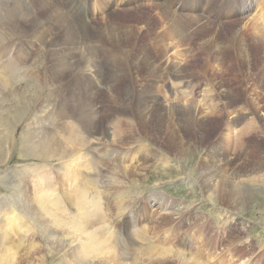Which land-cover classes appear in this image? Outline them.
<instances>
[{"label": "bare ground", "instance_id": "1", "mask_svg": "<svg viewBox=\"0 0 264 264\" xmlns=\"http://www.w3.org/2000/svg\"><path fill=\"white\" fill-rule=\"evenodd\" d=\"M34 1L37 5L38 11H41L45 15L49 13L50 10H52L51 8L53 6L55 8L54 12L51 11L52 15H56L58 13L56 19L52 15L47 17L44 16L43 18H46L49 21L48 26L44 25V28L41 29L36 35H40L39 37L44 36L43 34H46V31L50 29L49 27H58L60 25L65 26V29L62 28L64 31L57 39V43L53 42L55 43L54 48H52L53 46L51 47V51H53L52 55L54 63L50 69V79H56V82H53L52 85L54 86L56 83L58 84L59 81H62L65 69H60V67H63L68 56L70 58L72 56V59L77 56H79V58L81 57L80 62L83 64V68L81 69L82 71H79V75L76 78L78 82L73 84V86L70 88L67 87L68 90L66 92L60 95H58V92L54 96L51 95L52 97L49 96V100H47L48 108L51 107L52 101L54 100L56 101L55 105L52 106L51 110L47 112L40 122H37V125H39L37 129L34 128L36 124L32 121L30 126H28L30 130H28V133L23 136L22 146L29 152L30 155L41 158L45 161L51 160L57 156H59L60 159L67 158V160H65V162L63 161L62 164L59 165L57 171L58 175H56L55 172V183L52 181L53 178H50L52 176H48L47 172H44V167H36V169L32 167V169H34V171H32L34 174L29 175L31 177L34 176V178H36L38 181L35 183V185H29L27 187L28 195L27 199H24V201L18 200L19 197L15 196V199L17 200L15 205H18L16 207L21 211L20 215H15L13 217L15 220L14 222L12 221V218H10V215H7L4 223H0V243L1 248H4L1 264H10L9 254H13L17 251V249H20L23 239L19 243H16L14 241V237L15 235L21 234V231L28 225L29 221L26 219L36 218L38 216L43 218L44 223L54 221L59 226H68V234L70 238L72 236L73 240H75H72V250L68 252L67 257H64L57 264H90V260L96 258L101 259V264H135L153 255L156 246L149 245L148 241L144 238L146 237V226L149 224L147 219L150 218L148 216H144V204L141 202L138 207H134V209H138V216L135 221L136 225L134 224V226L137 227L136 230H138L139 235H132V232L128 230L129 227L126 225L124 231L126 240L121 243H117V238L114 235H116L117 232L121 233L122 228L120 227V230H116L118 228L116 224L119 222L115 214H125V208L120 202L122 200L119 198V193H115L114 196V201L117 204H115L113 208L115 210L116 207L115 212L117 213L114 214L111 210V213L117 219L113 218L112 216V220H109L104 215L105 213L109 215V212L107 210L108 208H106L104 200L102 203L103 194L98 189L97 173H94V180L96 178L95 183L92 185L89 184L87 186L85 182V178L89 175L88 172H90V170L93 168L96 159L98 161V158L100 159L101 156L105 155L103 158L105 161L106 157L111 153L114 154L117 149L115 146H113V142L111 143V146H113L112 152L102 151V153L99 154V147L95 149L94 146V144H96L97 146L100 145V148L102 149L105 148V144L103 142H106L109 137L108 131L105 132V130H108V127H105L104 125V132L99 135H104V140L100 139L99 137L95 138V134L97 133V129L101 124V121L102 125L105 121L110 122V116L113 117L115 114H122L123 117H118L114 123V126L112 125L113 120H111L112 122L110 123L113 126V130L116 128L114 134L118 133V136L119 133L121 134L122 128H124L125 131H128L127 133L124 131V134H127L128 137L131 134L130 136L132 139L135 138L138 141L150 142L153 145L158 146L161 150H164V152H167V154H175L176 156L178 155L179 158L181 156H185L192 147L191 143L193 141L196 142L201 151H204V154L198 161L201 183L208 188V194L214 200H225L224 202L227 204L229 201H232L237 205L244 206L246 203L252 204L255 197L264 193L262 190H257L260 189L259 183H257L258 180L264 184V145L260 141H255V138L253 139L251 137V133L247 130L253 126L256 127L254 119H252L253 125H250V127L249 124L248 126L235 127L234 125H238L244 117V114L237 112L236 117L232 121L230 120V124H228V126L223 130V127L221 128L220 124L224 125V122L221 123L214 121V118L212 120V117L208 115L211 114L208 113V109H204L201 106L198 107V103L194 104V102L192 103L191 101L192 98L195 97L196 92L194 93L193 90L190 89L191 81L189 79L190 75L188 74L192 73L186 71L188 65L186 64V59L188 56L187 48H185V50H181L182 48L179 49L176 47L177 49L174 51V57L177 59V61L178 58L180 60L182 59L184 63L183 65H178L180 62L177 64L176 61L175 63L165 59L167 52L174 50V48L168 42H166L168 39H175L174 41H176V44L178 47H180L182 44L189 41V39H191L199 29L201 30L202 27L208 28V26L212 24L211 29L215 30V33L218 36H223L225 42L227 41V45H225V47L223 46L219 52L217 50H215V52L213 51L214 53H212L211 58L213 54H215L216 60L210 62L209 68H214V70L217 72V62L225 59L223 57V55L226 53L224 50L229 52L233 48L234 50L238 51L241 58L238 61V65L244 66L247 72L248 80L253 81L254 86H256L258 89H254L257 92L255 93L257 96L255 97L256 99L253 98L254 96H251L253 94L251 93L252 90L249 92V95L252 98V103L258 105L259 102L257 101L259 100V97L262 96V92H264V66L262 63H260L261 69L258 74L254 73V68L255 64L258 65L257 55H259L261 52L259 51L260 46L257 45L256 39H264V2L258 1L257 6H253V9H260V14L251 15V17H249L246 22L242 24V21L240 22L236 19L238 17L237 15L241 13V9L234 6L233 3L234 1L238 2V0H230L231 4L229 3L224 7L222 6V3L220 4V1L222 0H209L206 2L207 5H204V7L202 6L205 0H194V2L193 0H160V2L158 1L157 3L159 10L155 12V14L154 12H142L139 14L137 12V18L134 21L135 25H130L125 23V18L128 17L125 13H135L136 11L140 10L139 7H146V5L142 2L143 0H127L126 8L122 13H120V11L112 5V0H99L101 7L105 8L107 12L106 16L104 14L105 17L102 18V20L104 19L105 21H103L104 23L102 24L97 23L96 21H98V19H94L92 17L93 15L88 17V8L84 3L82 5V9L84 16L88 17L86 18L87 20L75 16V14H73L74 12L71 13L68 11L59 0H54L58 4H55L53 0ZM78 1L79 0H76L77 3ZM166 2L174 5L181 3L178 5L180 6L179 11H177L173 6V9H171L169 5H166ZM192 4H195V6ZM251 5L252 3L248 4L246 8L248 9L247 12L251 10ZM208 13L212 16L210 17L211 19L207 17V15H209ZM10 16L11 14L6 17V19H9ZM26 17L25 14H21L16 17V19L12 17V20H6L4 24V30L2 31L4 36L3 38H0V42L3 41L6 36L11 40V42L9 43L10 45L8 44L9 46L5 45L4 42L0 47V89H8L14 85L16 86L17 83H19L17 80H15L18 77L17 65L21 62V60L24 59V56L26 55L24 50L21 49L25 47V43L19 46L21 48H16L11 44L14 43L15 38H21V33L25 32L26 25L29 22L27 20L28 18ZM29 17L31 18V16ZM225 23L229 25L228 28H226L227 26ZM27 27L30 29L29 25ZM94 29L96 31H93ZM92 32H94L93 39H96L97 48H102L101 40L109 43H106L109 45L104 48L106 50L111 48V41L115 45L117 44L124 49H129L132 46L133 48L136 47V52L133 54L134 63L132 64L134 65V69L132 71H127L129 72L128 77L136 82V88L132 90V96H136V98L128 97L126 103H123L124 101L122 99L120 101L114 99L112 103L111 99L109 106L106 107L107 112L102 111L103 108H101L99 111H93V109L89 107L91 104L90 102H92V97L90 99L89 93V81L94 75L96 76L95 72L98 71L96 69L94 70L93 68L94 66L96 67L95 63H97L96 59L98 58L91 49L92 46L90 40L92 38ZM34 33L35 32H33V34ZM23 34H26V32ZM95 35L96 37L94 38ZM26 36H29V34ZM26 36L23 38L24 40ZM202 36H204V34ZM108 37L111 41L108 39ZM32 40L25 42L27 44H32ZM76 41H78L79 44H77ZM12 50H15V55L10 58ZM64 50H66V52ZM120 51L122 52V50ZM218 54H221V59L218 58ZM2 59L4 60L3 62H1ZM122 65L120 64V67ZM202 65L203 64H201V66ZM231 69L232 67L230 66L225 71L227 72ZM28 70L30 71V69ZM119 70L117 71L119 72ZM204 72L202 71L201 73ZM20 73L23 72L21 71ZM125 74L126 73H124V75ZM19 75L21 76V74ZM196 75L198 77L201 76L200 74ZM208 76H210V73ZM216 76L219 78V76L216 74H213V78H208L206 88H204L202 92L205 94V97L211 98L223 95L228 97L227 100H229L230 97L236 98L248 95V91H246L244 87L241 88L242 85H237L238 87L233 85V78L222 81ZM237 76L238 75H235L234 78ZM95 79L97 78L95 77ZM94 80L91 82H94ZM111 84H113V82ZM52 90H54V88ZM74 95L75 100L72 99V96ZM115 96L114 98H116ZM229 104L232 106V100L229 102ZM251 110V114H255L259 111L258 107L256 110H254L255 112L253 109ZM44 111L45 108L43 112ZM76 113L77 116H75ZM259 115H261L259 117L261 120V127H263L262 129L264 130V113L261 112ZM56 118L59 119L58 125L54 126L53 122L56 120ZM72 120L79 124L76 125L75 123H72ZM59 130L67 132V135L59 136ZM258 132L259 131L257 129L253 135H259ZM235 138L240 140V144L237 149L241 150L237 151L236 154L232 153L231 150ZM211 140H214L213 143L210 142ZM108 141L107 144L109 145L110 149V144ZM78 143L87 145V154H80L79 152L74 151L73 145ZM117 153L119 156H121L123 152L119 150ZM139 153L141 154L140 151L136 152L135 157H137ZM229 153L234 155V161H232L231 157H229ZM156 154L158 155V153L153 155ZM150 155L147 154L145 158ZM123 156L126 157V154ZM145 158H142V162L145 161ZM161 159H163L166 163L170 160L168 157L164 156L162 158L159 157V160ZM112 163H114V165H122L125 167V169L128 167L126 158L121 160L117 159V162L112 160ZM98 173L99 176H102L99 167ZM126 173L129 174L127 170ZM65 179H68V181L64 182ZM216 179H218V185L215 186L212 182H214ZM88 187H92V192H95L94 198L91 200L85 199L84 201V198H79V196L80 193H82L83 196L88 197ZM36 190L39 192V194L36 193ZM55 190H59V192L61 191L59 194L57 193L58 195L56 197L46 196L47 192L48 194H54ZM104 197L107 196L104 195ZM107 200L110 201L108 198ZM8 203L11 206H14L11 201H8ZM166 203L168 204V200ZM73 204L77 206L76 213H71L70 211V208ZM108 204H110V202ZM228 205H230V203ZM167 209L168 207H166V209L160 210L158 212V219H156V217H152L153 219L151 221L156 222V220H159V224L162 221L164 223L171 224L175 221L174 219L177 218L178 223H176L175 226H171V229L169 226V228H167L166 225L167 229L163 230V233H161L159 239L162 237H164V240L175 239L182 246V243H186L188 240V235L186 234L185 228H187L192 221H195L197 216L194 214H184L183 212V214H179L177 217H175L172 215L174 213L168 212ZM18 219L24 220V223H19ZM17 220V223H19L18 226L15 224ZM105 220L108 227H110L108 222L113 225L115 220L116 223H114V226L116 229L112 230L111 232H105L103 228ZM102 222L103 225H101ZM118 225L120 226L121 224L119 223ZM154 226L156 227V225ZM9 227L12 228L11 233L7 232ZM159 227L161 228V224ZM203 229L204 227L202 225H198V229L193 231L191 234L193 239H195L194 241L196 244L199 243L196 238L199 239L197 236L203 235ZM179 234H181V237ZM165 235H169L170 238H165ZM229 235V232H226L224 237L226 238ZM3 238L7 239L6 244H3V241H1ZM149 241L151 240L149 239ZM146 244L147 248L145 249L144 247ZM119 249L123 251L124 259L118 253ZM171 251L172 247L170 245L167 247H162L160 254H157L155 256V260H151V263H154L158 258L164 259L168 256L170 257ZM196 253L199 255L194 256L192 253L194 256L192 257L186 246L176 251V255L182 259H185V257L189 255L191 258V264L208 263V260L207 263L201 262V258L205 254V252L202 251V248ZM235 255L236 254L232 250L226 252L221 257V259H219L220 264H232V260H235L236 258Z\"/></svg>", "mask_w": 264, "mask_h": 264}, {"label": "rangeland", "instance_id": "2", "mask_svg": "<svg viewBox=\"0 0 264 264\" xmlns=\"http://www.w3.org/2000/svg\"><path fill=\"white\" fill-rule=\"evenodd\" d=\"M59 1L65 6V8L68 11H70L71 13L74 12L73 14H75V16L77 17L86 19L89 16L91 17L93 15L92 17L94 19L96 18L98 19V21H96L97 23L102 24L105 22L104 19L102 20V18L106 16L107 12L105 8L101 7L99 0H79L78 3L76 2V0H59ZM158 1L160 2V0H143L142 2L146 5V7L145 6L143 8L139 7L141 11L138 10L135 13L132 12L129 14L128 12H126L125 14H127L126 16H128L127 17L128 19L125 18L126 19L125 23L130 25L131 24L135 25L134 21L137 18V12L138 14L142 12L143 13L154 12L155 14V12L159 10L157 6ZM207 1L209 0H205L202 7H204V5H207L206 4ZM258 1L264 2V0H245V1L238 0V2L234 1L233 2L234 6L241 9L240 10L241 13L237 15L238 16L236 18L237 21L238 20L240 22L242 21L243 24L246 22V20L249 17H251V15H259L261 12L260 9H253L254 5L257 6ZM111 2L112 5L120 11V13H122L123 10L126 8L127 0H112ZM83 3L88 8V14H89L88 17L84 16L82 9ZM168 3L169 2H166V5L167 6L169 5L171 9H173L174 7L177 11H179L180 6L178 5L181 3H177L178 5H174L170 3L168 4ZM221 3L223 7L225 5L227 6L229 3L231 4L230 0L227 1L222 0L220 1V4ZM249 3L250 4L252 3L251 10L247 12L248 9L246 8ZM55 4L58 3L55 2ZM192 5L195 6V4ZM54 8L55 7L53 6L51 8L52 10H50L49 13L45 15L41 11H38L37 5L35 4L34 0H0V38L1 37L3 38L4 36L2 31L4 30V24L6 20L7 21L12 20L11 19L12 17L16 19V17H18L19 15L25 14V17L27 15L26 18H28L27 20L29 21L25 28L26 34H23L25 32H22L21 34L23 37L20 35L21 38H15L14 43L11 44L16 48H21L19 46L25 43V47L21 49L24 50V53H26V55L24 56V59L21 60V62L18 63L17 65V68L19 70L17 69L18 77L15 80H17V82L19 83H17L16 86L14 85L8 89H0V223L1 224L4 223V220L7 215H10V218H12L13 222L15 221L13 217L15 215L17 216L20 215L21 211L19 210V208L16 207L18 205H15L17 201L15 199V196L19 197L18 200L24 201V199H27V195H28L27 187L29 185H35V183L38 181L36 178H34V176L31 177L29 175V174H34L32 172L34 171L32 167H34L35 169L36 167L39 168L44 167L45 168L44 172H47L48 176L51 175L52 177L50 178L51 179L53 178L52 181L55 183L56 178L54 177L58 175L57 171L59 165H61L63 161L65 162V160H67V158L60 159V157L57 156L51 160L45 161L41 158H37L30 155L29 152L22 146L23 136L28 133V130H30V128H28V126H30V123L33 121L36 124L34 128L37 129L39 127V125H37V122H40L43 119V117L47 114V112L51 110L52 106L55 105L56 101L54 100L52 101L51 107L48 108L47 100H49V96L52 97L58 92H59L58 95L66 92L68 90L67 87L70 88L73 86V84L78 82L76 78L79 75L78 74L79 71H82L81 69L83 68V64H81L80 62L81 57L79 58V56H77L72 59V56L71 58L68 56L67 60H65V64L63 65V67H60V69H65L62 81H59L58 84L56 83V85L54 86L52 85L53 82H56V79L55 78L50 79V69L52 64L54 63L53 55H52L53 51H51V47L53 46L52 48H54V44L57 43L58 41L57 39L62 35L61 33H63L65 26L60 25L58 26L59 28L57 26L49 27L50 29H48V31H46V34L44 33L43 34L44 36L41 37H39L40 35H36V34L41 29L44 28L43 27L44 25L48 26L49 21L43 17L51 16L52 12H54ZM10 14H11L10 18L6 19V17H8ZM57 14L56 15L54 14L52 16L55 17L56 19ZM29 16H31V18ZM207 17L211 19L210 17L212 16L209 14L207 15ZM35 19L37 20L38 23L36 22ZM28 25L30 26V29L29 27H27ZM225 25L227 26L226 28H228L229 25L226 23ZM211 27L212 24L208 26L209 29L207 27L206 28L202 27L201 28L202 31L199 29L196 32V34H194L193 37L189 39V41H187L188 43L185 42L184 44H182L183 46L181 45L180 47H178L176 41H174L175 39L173 38L168 39L166 42H168L174 48V50L168 51L165 59L166 60L168 59L170 62L176 61L177 64L180 62L178 65L180 64L183 65L184 63L182 59L180 60L178 58L177 61V59L174 57V51L177 48L179 49L182 48L181 50H185V48H187L188 56L186 59V64L188 65L186 71L192 73V74H188L190 75L189 79L191 81L190 89H192L194 93L196 92L195 97L192 98V100L189 98L192 101V103L193 102L194 104L198 103V107L201 106L204 109L205 108L208 109V113H211L208 115L212 117V120L214 118L215 119L214 121H218L221 123L224 122V125L220 124L221 128L223 127V130L228 126V124H230L229 122H231L236 117L237 112L244 114V117L238 125H234L235 127L248 126V124L250 127V125H253L252 119H254L256 123V127L253 126L247 130L251 133V137L253 139L255 138V141H260L264 145V135H263L264 130L262 129L263 127H261V120L259 117L261 116L259 115L261 112L264 113V92H262V96L259 97V100L257 101L259 102L258 105L252 103L251 96H254L253 98L257 97L255 94L257 92L255 90L258 89L256 86H254L253 81L248 80L247 72L244 66L238 65V61L241 58L239 56V52L234 50L233 48L229 52H227V50H224L226 52L223 55L225 59H222L217 62L218 64V66H216L217 72L214 70V68H209L210 62L216 60L215 54H213L211 58L212 53H214L215 50L219 52V50L223 48V46L225 47V45H227L226 44L227 41L225 42L224 37L218 36L215 33L216 31L211 29ZM93 31L96 30L94 29ZM33 32H35L34 33L35 35L33 34ZM27 33L29 34V36H26L28 35ZM93 33L94 32L91 33L92 38L90 40L92 46L91 49L99 60L96 59L97 60V63H95L96 67L95 66L93 67L94 70L95 69L98 70L95 72L96 76L94 75L92 78H90L89 81L90 99L92 97V102H90L91 104L89 105V107L93 109V111L94 110L99 111L101 108H103L102 111L107 112L106 107L109 106L111 99H112V103L114 99H116L117 101H120L122 99L124 101L123 103H126L128 97L136 98V96H132V90L136 88V82L128 77L129 72H127L129 70L132 71L134 69V65L132 64L134 63L133 54H135L136 52V47L134 48L133 46L130 47L134 51H132L130 48L124 49L123 47L112 43V41L108 37V39L111 41L110 43L112 49L109 48L107 49L108 51L104 49L106 48V46H109L108 45L109 43L105 42L104 40H101L102 48L100 47L97 48L96 39H93ZM206 33H210V34H206ZM203 34L204 36H202ZM215 35L218 37H216ZM25 36L26 38L24 40L23 38ZM95 37L96 35L94 36V38ZM214 37H216L218 40ZM31 40L33 41L32 44H27L25 42ZM256 41H257V45L260 46L259 51H261L259 55H257L258 65L255 64V68H254L255 69L254 73L258 74L261 69L260 63H262V65L264 66V54H263L264 39H260V40L256 39ZM4 42L5 45L9 46L11 40L6 36L4 40L0 42L1 43L0 47ZM76 43L79 44L78 41H76ZM116 47L117 49L118 48L119 49L117 50ZM15 50L11 51L10 58L15 55ZM120 50H122V52ZM64 51L66 52V50ZM119 51L120 53L118 54ZM128 52L130 53L132 52V53L130 54ZM115 54H116V58H115ZM220 55L221 54H218L219 56L218 58H220ZM3 61L4 60L2 59L1 62ZM119 63L121 65L123 64L122 65L123 67L122 66L120 67ZM201 64L203 65L201 66ZM230 66L232 67L231 69L232 71L230 70L226 72L225 70ZM21 69L23 70L26 69V70H24L25 71L24 72ZM28 69H30V71ZM117 70H119V72ZM21 71L23 73H20ZM202 71L205 72L201 73ZM120 72L122 75L120 74ZM124 73H126L127 75L126 74L124 75ZM209 73L210 76H208ZM19 74H21V76ZM101 74L104 76V79ZM196 74H200L201 76L203 75L204 76L198 77ZM213 74L218 75L219 78L217 76L216 77L222 81L226 79L230 80L229 78H233L234 80L233 85L236 87H238L237 85L239 86L242 85L241 88L244 87L246 91H248V95L242 97H236V98L230 97L229 100H227L228 97H225L223 95L219 97H211V98L205 97V94L202 93L203 89L206 88V84L208 83L207 82L208 78L209 79H211L210 77L213 78ZM235 75H238L239 77L237 76L236 78H234ZM95 77L97 79H95ZM121 78L122 79L125 78V79L122 80ZM93 80L94 82H91ZM112 82L113 84H111ZM111 85L114 87H112ZM52 87L54 88V90H52L53 89ZM111 87L113 88V90ZM250 91L254 95L252 94L250 96L249 95ZM114 96L116 98H114ZM72 99L75 100V95L72 96ZM231 100H232V106H230L229 104ZM257 107L259 111L255 114L254 113L251 114L252 111L251 109H253L254 111L257 109ZM44 108L45 111L43 112ZM202 108L201 110L203 111ZM230 110L232 111V114ZM75 116H77V113ZM118 117H123V115L115 114L113 117L110 116L111 120H113L112 123L113 126ZM58 120H59L58 118L54 120L53 122L54 126L58 125ZM111 120L109 121L112 122ZM110 122L105 121L103 122L102 125V121H101V124L97 129L98 134L97 133L95 134V138L99 137L100 139H103L104 135L103 136H99V135L102 134V132H104L105 129L104 125L105 127H108V130H105V132L108 131L109 137L107 140L105 139L106 142H103L105 144V148L102 149L100 148V145L97 146L96 144H94V146L95 149L99 147L100 150L99 154H101L102 151L112 152L113 146H115L117 149L114 152V154L111 153L112 155L109 154V156L106 157V159L108 160L106 159L105 161L103 160L105 155L101 156L100 159L98 158V161L96 159L93 168L90 170V172H88L89 175L85 178V182L87 186L89 184L92 185L93 183H95L96 178L94 180V173L95 174L97 173V180H98L97 185L99 187L98 189L103 194L102 203L104 200L106 208H108L107 210L109 212V215H107L106 213L104 215L109 220L112 218V216L113 218H115L116 216L118 218V222L121 224L120 226L118 225L119 223L116 224L118 227L116 229L114 226L115 225L114 223H116L115 220L113 225H111V223L108 222L110 227L107 226V222L105 220V224L103 228L105 232L107 231L111 232L112 230L115 229L118 231L122 228V232L120 231L121 233L117 232L116 235H114L117 238L116 239L118 241L117 243H121L126 240V235L124 232L126 225L129 227L128 230L132 232V235L135 236L139 235L138 230H136L137 227L134 226V224L136 225L135 221L138 216L137 214L138 209H134V207L135 206L138 207L141 202L144 204L145 207L144 216L150 217L149 219H147L149 224H147L146 226V231H145L146 237L144 238L148 241L149 245H155L156 249L154 250L153 255L135 264H191L190 263L191 258L189 257V255H187L185 259H182L176 255V251L184 248V246H186L190 254L192 255L193 253L194 256L199 255L196 252L202 248V251H204L205 254L201 258V262L207 263L208 260L207 264H217V263L220 264L219 259H221V257L226 252H229L231 250L236 254L235 255L236 258L235 260H232V264H264V193H262L260 196L255 197L252 204L246 203L244 206L237 205L235 202L232 201L231 202L229 201L230 205H228L229 203L227 204L226 202H224L225 200L216 201L209 196L208 188L201 183V177L199 176L198 161L200 157L204 154V151L203 152L201 151L200 147L196 144V142L193 141L191 143L192 147L189 149L188 153L185 156H181L182 158L181 157L179 158L178 155L176 156L175 154H167V152H164V150H161L158 146L153 145L150 142L138 141L135 138L132 139V137L130 136L131 134L128 137L127 134H124L125 131L124 128H122L121 134L119 133V135L117 136L118 133L115 132L116 134H114L116 128L115 130H113V126L111 125ZM72 123H75L76 125L79 124L76 123L74 120H72ZM257 129L259 131L258 132L259 135H253ZM127 132L128 131H125V133ZM58 133L59 136L67 135V132H64L63 130H59ZM115 139H120V140H115ZM107 141L110 144V149H109V145L107 144ZM213 141L214 140H211L210 142L213 143ZM239 141H240L239 139L235 138L234 144L232 145V149H231L232 153L236 154L237 151L240 150L237 149V147L240 144ZM113 142L114 144L113 146H111V143ZM73 147L75 152L77 151L80 154H85V153L87 154L88 147L86 144L78 143L73 145ZM119 150L123 152L121 156H119V154L117 153V151ZM139 151L141 152V154L139 153V155L135 157L136 152ZM155 153H158V155L157 154L153 155ZM124 154H126V157L123 156ZM147 154L149 155L151 154V155L145 158ZM163 156L168 157L170 160L167 163L164 162L163 159L159 160V157L162 158ZM143 157L145 158V161L142 162ZM229 157H231V160L234 161L235 158L233 154L232 155L230 154ZM123 158H126L127 160L128 167L126 169L122 165L119 164L114 165V163H112V160L117 162V159L121 160ZM98 167L102 176H99ZM126 170L129 172V174L126 173ZM66 181H68V179H65L64 182ZM252 182H253V177H252ZM212 183H214L215 186L218 185V179L214 180V182ZM257 183H259V188H260L257 190L264 191V184L260 182V180H258ZM89 188L90 187H88L87 190L89 196L86 197L83 196L82 193H80L79 198H84V201L85 199L87 200L93 199L95 192L94 191L92 192L93 190L92 187L90 188V190ZM60 192L59 190H55L54 194H48L47 192L46 196L56 197ZM117 192L119 193L120 200H122L120 202L125 208L124 215L115 214L117 213L115 212L116 207L115 210L113 208L114 205L117 204L114 201V196L115 193ZM36 193L39 194L37 190ZM104 195H106L107 197H104ZM107 198L110 201H108ZM7 200L11 201L12 204H14V206H11ZM167 200H168V204L166 203ZM109 202L110 204H108ZM166 207H168L167 211L170 213H174L172 215L175 217H177V215L179 214H183V212L184 214H189V215L194 214L197 216L196 220L192 221L190 225L187 228H185L186 234L188 235V240L186 243H182L183 244L182 246L175 239L164 240V237L159 239V236L161 235V233H163L164 229H167L169 227L171 229V226H175L176 223H178L177 218H175L174 219L175 221L171 224L164 223L163 221L162 223L160 221L161 228L159 227L160 226L158 222L159 220H156V222L151 221L154 217L158 219V212L160 210L166 209ZM111 210L115 214V216L111 213ZM70 211L71 213H76L77 206L73 204L72 207L70 208ZM18 220L19 223L20 222L21 224L24 223V220L21 219ZM18 220L15 222L16 226H18L19 224L17 223ZM26 220L29 221L28 225L21 231V234L15 235L14 237V241L16 243H19L22 239H23V243L19 250L17 249L15 253L9 254L10 264H57L64 257H67L68 252L72 250V244H73L72 243L73 237L71 236L70 238L68 234V229H69L68 226L66 225L59 226L54 221H49L48 223H44L43 218L40 216L36 218H29ZM162 224L164 227L162 226ZM101 225H103V222L101 223ZM154 225H156L157 228ZM198 225L199 226L202 225L204 229H203V235L197 236L199 237V239L196 238V240L199 243L196 244L194 241L195 239H193V236L191 234L193 233V231L198 229ZM148 228H149V233H148ZM7 232L11 233L12 228L9 227L7 229ZM226 232H229L230 235L225 238L224 234ZM179 236L181 237V234H179ZM148 238L152 242L149 241ZM165 238H170V236L165 235ZM220 238H221V242H220ZM1 241H3V244H6L7 239L3 238ZM169 245L172 247L171 256L170 257L168 256L167 258L164 259L158 258L154 263H151V260L154 261L156 258L155 256L157 254H160L161 248L167 247ZM144 248L145 249L147 248V244L145 245ZM3 251L4 248H1V243H0V264H1ZM118 253L124 259L123 251L121 249L118 250ZM193 255L192 257H194ZM100 262L101 259L99 258L90 260V264H101Z\"/></svg>", "mask_w": 264, "mask_h": 264}]
</instances>
